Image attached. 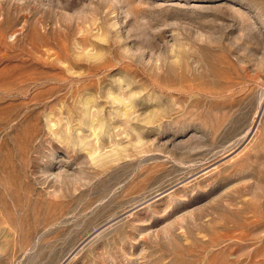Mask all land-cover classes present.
<instances>
[{"label": "rangeland", "instance_id": "374dc122", "mask_svg": "<svg viewBox=\"0 0 264 264\" xmlns=\"http://www.w3.org/2000/svg\"><path fill=\"white\" fill-rule=\"evenodd\" d=\"M0 264H264V0H0Z\"/></svg>", "mask_w": 264, "mask_h": 264}, {"label": "bare ground", "instance_id": "6f19581e", "mask_svg": "<svg viewBox=\"0 0 264 264\" xmlns=\"http://www.w3.org/2000/svg\"><path fill=\"white\" fill-rule=\"evenodd\" d=\"M95 132V131H94Z\"/></svg>", "mask_w": 264, "mask_h": 264}]
</instances>
